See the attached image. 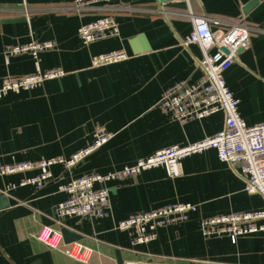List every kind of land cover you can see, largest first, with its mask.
I'll use <instances>...</instances> for the list:
<instances>
[{"label": "crops", "instance_id": "0c3cea01", "mask_svg": "<svg viewBox=\"0 0 264 264\" xmlns=\"http://www.w3.org/2000/svg\"><path fill=\"white\" fill-rule=\"evenodd\" d=\"M114 12L118 35L85 44L79 27L104 14V9L76 10L74 0H0V86L7 76L38 69H64L61 77L0 98V164L70 156L90 143L99 125L113 136L99 149L67 170L51 167L52 178L40 188L19 185L36 171L0 176V264H123L160 261L169 264H264V229L240 236H205L203 218L264 208L258 193L245 190L236 166L221 161L215 149L181 160V174L170 177L163 166L121 181L112 189L103 217H63L56 204L67 197L61 186L91 172L106 173L174 144L186 145L217 134L225 125L223 111L184 123L156 107L163 92L179 80L201 76V51L184 45L192 16H207L214 31L243 22L251 44L239 49L226 82L239 100L248 124L264 121V0H126ZM143 35L150 48L135 51L131 41ZM54 46L34 57L7 56V47L31 41ZM140 46L143 45L139 41ZM124 49L130 58L93 67L92 56ZM15 189L4 193L9 184ZM168 203H192L186 220L159 227L155 239L134 244L131 230L119 228L130 214ZM1 205V203H0ZM264 222V221H263ZM49 227L69 228L92 249L88 263L77 261L36 238Z\"/></svg>", "mask_w": 264, "mask_h": 264}, {"label": "built area", "instance_id": "2783aa9c", "mask_svg": "<svg viewBox=\"0 0 264 264\" xmlns=\"http://www.w3.org/2000/svg\"><path fill=\"white\" fill-rule=\"evenodd\" d=\"M78 12L104 9L106 12L96 19L84 23L78 33L83 43L89 44L118 35L119 25L114 12L123 8L126 0H74ZM192 30L184 39V45L197 44L201 51L199 66L201 76L191 83L179 80L169 86L156 103V107L181 123L201 120L223 111L225 125L217 134L206 136L186 145L174 144L139 159L133 165L106 173L91 172L61 186L67 197L56 204L55 210L63 217H103L110 205L112 189L105 183L121 181L137 176L146 169L163 166L170 177L179 176L181 160L197 151L213 148L221 161L236 166L245 180L248 193H258L264 200V121L248 124L239 111V100L226 82V73L236 60L241 48L251 44L250 28L243 22H235L227 29L214 31L209 17L192 16ZM52 41H31L7 47V56L30 53L37 57L42 50L52 48ZM130 58L124 49L98 53L92 56L91 65L98 67L117 63ZM64 69L54 67L38 69L35 73L22 76H7L0 86V98L7 92L29 90L46 80L61 77ZM113 134L103 125L93 132V139L86 146L70 156L57 155L37 160L14 161L0 164V176L36 171L25 176L19 185L40 188L52 178L51 167L56 164L70 170L79 162L104 145ZM16 183L8 185L4 193L17 188ZM196 210L192 203H168L153 209L137 211L119 222L122 230H131L134 244L147 243L156 237L159 227L169 226L188 218ZM264 208L253 211L219 213L207 216L201 221L205 236H228L233 242L240 236L264 229ZM36 238L65 255L88 263L92 249L80 241L65 242L60 231L43 227ZM123 264H169L160 261H125Z\"/></svg>", "mask_w": 264, "mask_h": 264}, {"label": "water", "instance_id": "95a60500", "mask_svg": "<svg viewBox=\"0 0 264 264\" xmlns=\"http://www.w3.org/2000/svg\"><path fill=\"white\" fill-rule=\"evenodd\" d=\"M161 2H166V1H170V0H160ZM139 41L143 42V45L140 46L138 44ZM131 44L134 48L135 51H141V50H148L150 48L147 40L145 39V37L143 35H140L137 38H134V40L131 41ZM0 206H7L8 204V200L7 197L4 195H0ZM63 238L65 240V242L69 243V242H73V241H77L80 239V235L74 231H72L69 228H63L61 231Z\"/></svg>", "mask_w": 264, "mask_h": 264}]
</instances>
